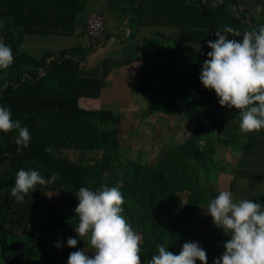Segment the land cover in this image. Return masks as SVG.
I'll return each instance as SVG.
<instances>
[{"label": "trees", "instance_id": "16d2710c", "mask_svg": "<svg viewBox=\"0 0 264 264\" xmlns=\"http://www.w3.org/2000/svg\"><path fill=\"white\" fill-rule=\"evenodd\" d=\"M87 1L0 0V39L14 56L8 69H0V106L10 108L13 120H19L31 134L29 147L21 153L15 143L17 131L0 133V263L45 264L50 259V264H67L69 254L82 247L74 231L78 224L74 209L76 193L83 186L91 190L119 187L125 199L122 215L142 238V264L158 254L157 245L165 240L174 254H179L184 243L198 242L207 253L208 264H214L229 237L215 225L211 230L205 227L212 223L205 210L211 199L209 182L201 180L200 172L204 168L216 172L220 168L217 151L237 145L228 122L239 112L222 107L215 92L202 85L199 76L207 54L177 45L183 68L181 81L165 85L155 81L149 111L169 115L180 108L193 126L190 138L173 145L166 142L153 163L113 158L110 152L121 148L120 116L108 109L79 106L78 47L47 49L37 55L23 48L29 35L77 34ZM148 1L130 0L129 11L140 15ZM206 2L194 0L185 11L181 8L180 14L192 17V33L185 34L184 41L195 40V34L206 42L212 31L225 32V28L234 30L225 32L230 37L240 39L242 35L235 32L256 29L231 14L230 0L214 7ZM84 33L88 35L86 29L80 34ZM90 42L97 45L102 41ZM247 140L249 147L251 140ZM48 147L51 152H45ZM204 147L211 148L210 153ZM93 150L103 152L94 166L82 158L62 155L76 151L83 156ZM21 168L36 170L46 179L59 171L60 178L53 184L38 185L18 203L11 188ZM44 190H60L62 195L57 202L47 201ZM66 229L71 232L66 233ZM69 236L78 239L77 248L67 246ZM61 241L59 254L48 252L49 247L57 251L55 244Z\"/></svg>", "mask_w": 264, "mask_h": 264}, {"label": "crops", "instance_id": "0c3cea01", "mask_svg": "<svg viewBox=\"0 0 264 264\" xmlns=\"http://www.w3.org/2000/svg\"><path fill=\"white\" fill-rule=\"evenodd\" d=\"M206 1L213 3L215 0ZM224 1L229 0H219L215 5H207L214 7ZM193 2L194 0H149L138 15L129 11L130 0H88L83 15L85 17L79 23L77 34L68 37L53 36V43L48 41L51 36L42 38L29 35L24 40L23 48L34 55L40 54L41 52H35L41 38V42L46 43L42 52L77 46L80 61L79 106L85 109L111 110L119 114V125L126 121L143 131L161 130V142L165 144L169 141L173 145L183 142L177 140L179 134L181 131H191V128L193 131V126L188 123L180 108L165 115L150 112L149 106L155 81L164 85L171 81H181L182 72L178 74L177 80L171 72L175 65H181V53L177 45H188L194 52L201 50L205 54L211 51L207 41L197 39L195 34V40H183L185 34L192 33V17L180 14V10L183 7L185 11L186 6L190 7ZM233 3L241 15L250 13L255 23L264 25V12L255 11L257 4L264 5V0H230L228 4L231 14H235ZM93 13L101 15L105 22L104 40L97 45L90 42L86 33L80 34L85 30L87 17ZM194 15L196 18V13ZM240 19L249 22L246 17ZM215 32L218 31H212L209 40L217 39ZM219 32L232 38L223 31ZM239 122V113L228 122L237 145L231 144L218 152L221 155L220 169L208 182L218 184L216 188L219 191H231L235 200L252 199L264 204V130L243 133L239 129ZM167 129L175 133L166 134ZM247 139L251 140L249 147H246V142L249 141Z\"/></svg>", "mask_w": 264, "mask_h": 264}, {"label": "clouds", "instance_id": "9594fccd", "mask_svg": "<svg viewBox=\"0 0 264 264\" xmlns=\"http://www.w3.org/2000/svg\"><path fill=\"white\" fill-rule=\"evenodd\" d=\"M255 11L264 12V5L257 4ZM231 33L232 28H225ZM217 39L208 40L206 59L199 79L205 89L214 91L222 107L239 112V129L243 133L264 130V27L251 31L235 32L240 39L229 38L215 32ZM14 62L10 46L0 39V69H8ZM18 132L15 139L17 152L29 147L31 134L19 120H13L10 108L0 106V133ZM51 147L45 152H51ZM59 171L46 179L36 170L19 169L11 196L22 203L36 187L55 183ZM78 204L74 211L78 224L74 231L82 240L88 237L92 251L71 252L67 264H142L141 235L122 215L125 203L119 187L91 190L80 187L76 193ZM205 209V208H204ZM206 214L229 238L224 251L214 264H264V204L252 199L234 200L231 191H221L207 205ZM78 239L69 236L67 246L77 248ZM168 242L157 245L147 264H208L206 251L198 242L183 244L179 254L169 251ZM63 242H57L60 249ZM91 253V255H89Z\"/></svg>", "mask_w": 264, "mask_h": 264}, {"label": "rangeland", "instance_id": "374dc122", "mask_svg": "<svg viewBox=\"0 0 264 264\" xmlns=\"http://www.w3.org/2000/svg\"><path fill=\"white\" fill-rule=\"evenodd\" d=\"M41 37L47 38V36L45 37L42 35H41ZM42 38L40 40V44H38V48L36 50L37 52H35V53L41 52L42 48L46 45L45 42H41ZM54 39H55L54 37H49L48 41L50 43H53ZM57 40H59V39H57ZM61 42H63V41H61ZM200 52H201V50H200ZM182 69H183L182 65H179V66L175 65V67H173V69L171 70L172 75L174 76L175 80H177L178 74L180 72H182L181 71ZM137 120H140V119H137ZM138 123H139V125H142L140 122H138ZM190 130L192 131V128ZM165 131L167 132L166 134H170V132H171V134L175 133V132H172L168 129ZM191 131H188V132L187 131L186 132L181 131L177 140H181V141L182 140L183 141L188 140L190 138ZM162 133H163V131H161V130L158 131L157 129H156V131H150V132L143 131V130H140L139 128L135 127L134 124H131V123L124 121L118 126V136H119L118 141H119V144L121 146L120 151L119 152L111 151L110 153H111L113 158L115 157V158H119L121 160L132 159L133 161H136V162L153 163L157 160L158 153H161L165 148V144H163L161 142V137L163 135ZM203 149L207 150V152L210 153L211 148L204 147ZM217 153H218V151H217ZM217 153L215 154V158L218 160L219 165H221V155L218 153V156H217ZM62 155L67 157V158L73 159V160L74 159L79 160L82 158V159H84V161H86L87 163L89 162L90 165L94 166L98 163L99 160L102 159L103 152L98 151V150H93V151H88L85 154H82L83 156H81L76 151H65V152H63ZM118 161H119L118 159L112 160L111 161L112 165H115ZM217 171H219V170H217ZM216 172L210 173L207 169L204 168L200 172V178H201V180L208 181L209 178L215 176ZM209 183L210 184L208 186H209V192H210V199L212 200L216 196H218V194L221 191H219L220 189L216 188V186L218 184H216L215 182H212V181H210ZM43 194L46 197H48L47 201H54V202L59 201V197L62 195L60 190H44ZM233 199L235 200L234 196H233ZM35 209L37 210V209H39V207H35ZM211 222H212L211 224L210 223L205 224V227L207 229L211 230V227L215 225L213 223V219ZM65 232L69 233L71 231L66 229ZM81 239L82 240H80V242L82 243V247H80L79 250H83L85 248L86 252H91L92 251L91 246H85V243H88V237H82ZM58 251H59V249L57 251H55L50 247L48 248L49 253L54 252V254H59ZM89 255H91V253H89ZM23 264H25V263H23ZM36 264H38V263H36ZM45 264H50V259L46 260Z\"/></svg>", "mask_w": 264, "mask_h": 264}, {"label": "built area", "instance_id": "2783aa9c", "mask_svg": "<svg viewBox=\"0 0 264 264\" xmlns=\"http://www.w3.org/2000/svg\"><path fill=\"white\" fill-rule=\"evenodd\" d=\"M85 29L93 43H99L104 39V18L96 13L90 14Z\"/></svg>", "mask_w": 264, "mask_h": 264}, {"label": "water", "instance_id": "95a60500", "mask_svg": "<svg viewBox=\"0 0 264 264\" xmlns=\"http://www.w3.org/2000/svg\"><path fill=\"white\" fill-rule=\"evenodd\" d=\"M203 1L206 2V0H203ZM218 1H219V0H215L213 3H207V2H206V3H207L208 5H215V4H217ZM233 6H234V12H235V14L237 15L238 18L246 17V18L249 20L250 24H252L256 29H257V28L264 27V25H261V24H257V23H255L254 20L252 19L250 13H244V14L241 15V14L238 12L235 3H233Z\"/></svg>", "mask_w": 264, "mask_h": 264}]
</instances>
